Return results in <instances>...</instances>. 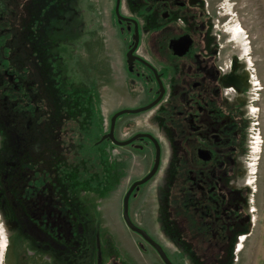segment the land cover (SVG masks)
<instances>
[{"label":"flooded vegetation","instance_id":"flooded-vegetation-1","mask_svg":"<svg viewBox=\"0 0 264 264\" xmlns=\"http://www.w3.org/2000/svg\"><path fill=\"white\" fill-rule=\"evenodd\" d=\"M226 4L0 0L1 182L29 166L31 195L87 182L101 216L121 196L126 227L134 186L130 217L165 250L233 262L254 225L262 87Z\"/></svg>","mask_w":264,"mask_h":264},{"label":"rangeland","instance_id":"rangeland-1","mask_svg":"<svg viewBox=\"0 0 264 264\" xmlns=\"http://www.w3.org/2000/svg\"><path fill=\"white\" fill-rule=\"evenodd\" d=\"M225 1L234 18V24L241 27L247 49L261 78L262 89L257 103L261 152L259 163L253 168L257 176L255 185L253 184L256 189L255 195L252 197L254 225L251 235L246 238L243 245L241 246V242L238 244L233 262H225L221 258L218 263L212 261L193 263L181 257L179 252L184 253L183 249L180 251V248L170 246L166 250L176 264H264V0ZM17 172L16 174L10 172L4 184L0 179V264H165L151 246L142 244L137 232L122 225L121 196L114 194L105 196L106 205L103 209L104 215L101 216L96 213V190L87 182L82 190H78L81 195H68V199H70V211L76 219L78 217L80 220L79 214L86 213L88 216L86 227L91 232L90 250L80 251L75 257L65 258L54 252L52 247L47 248L38 244L33 238L24 234L19 223L27 218L30 209L24 196L25 190L28 189L25 176H21V185L18 179L15 182L11 181L12 176L16 177ZM31 182L37 187L40 185V179L38 181L32 179ZM11 183H14V186ZM91 183L94 181L92 180ZM23 196L25 198L21 199ZM24 211H28V215L23 214ZM98 219H101L99 220L102 224L101 230L97 227ZM187 232L189 235L194 232L191 221L187 223ZM78 247L80 248V245L75 246L76 249ZM64 252L68 251L64 249ZM197 255L201 253L197 252ZM174 258L180 262L178 263Z\"/></svg>","mask_w":264,"mask_h":264},{"label":"trees","instance_id":"trees-1","mask_svg":"<svg viewBox=\"0 0 264 264\" xmlns=\"http://www.w3.org/2000/svg\"><path fill=\"white\" fill-rule=\"evenodd\" d=\"M23 170H27L23 171V176L28 182L26 193L29 195L24 196L27 198L30 209V213L28 211L23 212L25 215H28L27 212L29 213L27 218L19 221L24 234L33 238L38 244L47 248L52 247L54 252L65 258L75 257L80 251L90 250L91 232L86 227L88 223L87 214H79L80 220L78 217L76 219L70 211L69 204H67L69 201L66 195H43L42 188L39 189L41 195H31L30 193H33L31 166ZM17 175L10 177L11 181L15 182L18 179L20 183L22 178ZM11 185L14 186V183ZM24 196L21 199L25 198ZM76 245H80V248L76 249ZM64 249L68 252H64Z\"/></svg>","mask_w":264,"mask_h":264},{"label":"water","instance_id":"water-1","mask_svg":"<svg viewBox=\"0 0 264 264\" xmlns=\"http://www.w3.org/2000/svg\"><path fill=\"white\" fill-rule=\"evenodd\" d=\"M154 103H151L150 105H148L147 107H144L143 109L149 108ZM158 161H159V157L157 156V161H156V165H155L154 169L144 179H142L141 181H139L137 183H143L144 181H146L147 179H149L153 175V173L155 172V170L157 168ZM133 188H134V186L131 187V189L128 191V193L125 195V198H124L123 218H124L126 224L128 225V227L131 230L139 233L147 242H149L155 248V250L157 251V253L159 254V256L161 257V259L163 260V262L165 264H176L169 258L168 254L166 253V250L164 249V247L159 242H157L155 239H153L152 236L146 230L137 226L132 221L130 214H129V197H130V193H131Z\"/></svg>","mask_w":264,"mask_h":264}]
</instances>
